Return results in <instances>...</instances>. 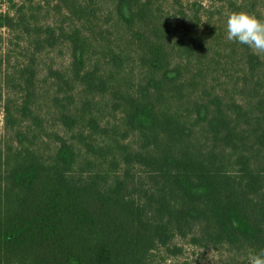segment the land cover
Instances as JSON below:
<instances>
[{
	"label": "trees",
	"instance_id": "16d2710c",
	"mask_svg": "<svg viewBox=\"0 0 264 264\" xmlns=\"http://www.w3.org/2000/svg\"><path fill=\"white\" fill-rule=\"evenodd\" d=\"M60 1L68 27L29 23L32 53L4 75L0 264H148L180 253L176 237L225 249L227 264L264 249V55L226 38L233 11L264 21L261 0L220 1L224 17L195 0H112L121 45L102 58L89 57L85 3ZM18 13L0 28L24 29ZM58 40L70 64L44 83L78 93L44 106L36 59ZM105 97L144 147L122 177L78 176L80 151L105 135L93 111ZM134 164L151 180L142 195Z\"/></svg>",
	"mask_w": 264,
	"mask_h": 264
},
{
	"label": "rangeland",
	"instance_id": "374dc122",
	"mask_svg": "<svg viewBox=\"0 0 264 264\" xmlns=\"http://www.w3.org/2000/svg\"><path fill=\"white\" fill-rule=\"evenodd\" d=\"M79 4L85 3L87 11L86 27L92 40L90 41L89 57L102 58L110 51V48H116L118 37V29L113 26L111 19L112 0H77ZM203 6L211 5L219 7L218 10L224 17L225 7L220 4L224 0H195ZM223 3V2H222ZM264 11V0L260 2ZM212 6V5H211ZM68 5L60 0H0V15L8 14L15 16L22 12L26 15L24 19L27 23H22L21 27L27 26L29 23H37L40 26H51L54 28L65 29L70 24V16H64L67 12ZM32 16V18H30ZM32 19V20H30ZM84 20V21H85ZM33 21V22H32ZM14 25L18 26V23ZM102 28V29H100ZM0 93L5 97V87L3 86L4 75L6 71L14 73L15 69L26 64L28 51L32 53L31 43L32 37L26 35L25 28L20 27L0 28ZM121 45V43H119ZM37 65H39V99L41 105L52 104V98L56 96H72L77 97V91L71 87L64 86L58 88L53 84H45L46 75L50 69L65 73L70 64V48L65 41L58 40L51 47H46L37 55ZM2 65V66H1ZM18 71V69H17ZM137 73H135L136 77ZM16 77V76H15ZM12 86V85H11ZM17 89V86L14 88ZM94 116L101 121V128L105 129V135L98 141L99 145H95L93 150L83 147L79 154L78 164L75 167V173L87 175L95 171L108 175L107 177H122L126 168L124 155L134 151H138L144 147L145 141L137 133L129 132L122 120V114L116 110L111 102L105 98H96L94 101ZM44 110H49L44 108ZM53 122V121H52ZM100 123V122H99ZM54 123L48 126L49 131H57ZM4 130V114L0 109V140ZM49 142V140L47 141ZM109 146V149L106 147ZM102 148V149H101ZM130 174L134 178L139 194L142 195L148 189L151 180L144 170L133 165L130 167ZM191 237H176L171 247L180 249V253L168 254L165 250H159L149 260L148 264H227L229 254L225 249H213L202 247L191 243ZM175 251V250H172ZM234 264H249L247 256L239 255Z\"/></svg>",
	"mask_w": 264,
	"mask_h": 264
},
{
	"label": "clouds",
	"instance_id": "9594fccd",
	"mask_svg": "<svg viewBox=\"0 0 264 264\" xmlns=\"http://www.w3.org/2000/svg\"><path fill=\"white\" fill-rule=\"evenodd\" d=\"M226 38L247 45L257 55H264V21L253 13H230L227 18ZM249 264H264V249L252 254Z\"/></svg>",
	"mask_w": 264,
	"mask_h": 264
}]
</instances>
